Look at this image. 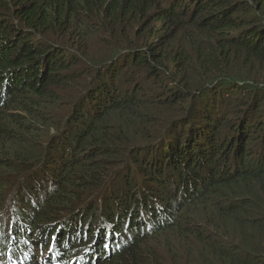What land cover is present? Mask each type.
Returning a JSON list of instances; mask_svg holds the SVG:
<instances>
[{
    "label": "trees",
    "instance_id": "1",
    "mask_svg": "<svg viewBox=\"0 0 264 264\" xmlns=\"http://www.w3.org/2000/svg\"><path fill=\"white\" fill-rule=\"evenodd\" d=\"M0 264H264V0H0Z\"/></svg>",
    "mask_w": 264,
    "mask_h": 264
},
{
    "label": "rangeland",
    "instance_id": "2",
    "mask_svg": "<svg viewBox=\"0 0 264 264\" xmlns=\"http://www.w3.org/2000/svg\"><path fill=\"white\" fill-rule=\"evenodd\" d=\"M171 236H172V241L175 242V233L174 232H171Z\"/></svg>",
    "mask_w": 264,
    "mask_h": 264
},
{
    "label": "bare ground",
    "instance_id": "3",
    "mask_svg": "<svg viewBox=\"0 0 264 264\" xmlns=\"http://www.w3.org/2000/svg\"><path fill=\"white\" fill-rule=\"evenodd\" d=\"M106 236H107V234H106ZM106 236H105V238H106Z\"/></svg>",
    "mask_w": 264,
    "mask_h": 264
}]
</instances>
